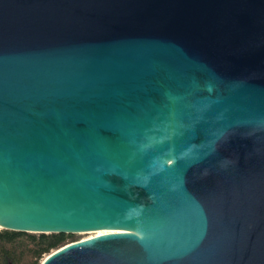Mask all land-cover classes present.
Returning a JSON list of instances; mask_svg holds the SVG:
<instances>
[{"label": "water", "instance_id": "obj_1", "mask_svg": "<svg viewBox=\"0 0 264 264\" xmlns=\"http://www.w3.org/2000/svg\"><path fill=\"white\" fill-rule=\"evenodd\" d=\"M0 229L264 264V0H0Z\"/></svg>", "mask_w": 264, "mask_h": 264}, {"label": "trees", "instance_id": "obj_2", "mask_svg": "<svg viewBox=\"0 0 264 264\" xmlns=\"http://www.w3.org/2000/svg\"><path fill=\"white\" fill-rule=\"evenodd\" d=\"M74 238L68 234H31L0 229V264H41Z\"/></svg>", "mask_w": 264, "mask_h": 264}, {"label": "rangeland", "instance_id": "obj_3", "mask_svg": "<svg viewBox=\"0 0 264 264\" xmlns=\"http://www.w3.org/2000/svg\"><path fill=\"white\" fill-rule=\"evenodd\" d=\"M93 236H95V232L76 234V235H73L74 238L68 240L67 242L68 243L75 242V241H79V240L86 239V238L93 237Z\"/></svg>", "mask_w": 264, "mask_h": 264}, {"label": "bare ground", "instance_id": "obj_4", "mask_svg": "<svg viewBox=\"0 0 264 264\" xmlns=\"http://www.w3.org/2000/svg\"><path fill=\"white\" fill-rule=\"evenodd\" d=\"M105 233H111V232H109V231H98V232H95V236L102 235V234H105Z\"/></svg>", "mask_w": 264, "mask_h": 264}]
</instances>
